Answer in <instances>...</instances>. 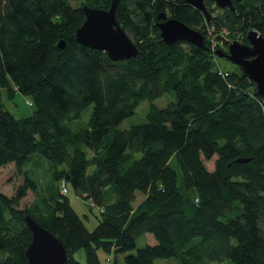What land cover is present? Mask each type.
Wrapping results in <instances>:
<instances>
[{
  "label": "trees",
  "instance_id": "1",
  "mask_svg": "<svg viewBox=\"0 0 264 264\" xmlns=\"http://www.w3.org/2000/svg\"><path fill=\"white\" fill-rule=\"evenodd\" d=\"M203 1L208 15L185 0H121L117 19L138 53L113 61L76 40L83 6L111 0H0V88L34 106L19 118L0 100V167L13 163L24 177L12 196L0 188V264H28L27 214L66 241V264H83L80 248L87 264H264V97L215 59L233 40L248 43L249 30L264 37V0H232L233 9ZM170 18L198 30L203 46L165 43L157 24ZM165 93L173 100L156 107ZM143 100L146 121L122 128ZM89 105L87 125L74 130ZM35 152L51 160L56 180L45 217L20 207L37 189L25 170ZM63 179L99 209L92 230L62 193ZM146 235L153 242L137 247Z\"/></svg>",
  "mask_w": 264,
  "mask_h": 264
},
{
  "label": "water",
  "instance_id": "2",
  "mask_svg": "<svg viewBox=\"0 0 264 264\" xmlns=\"http://www.w3.org/2000/svg\"><path fill=\"white\" fill-rule=\"evenodd\" d=\"M193 8L208 15L203 0H185ZM121 0H111L109 8L84 5V22L76 30V40L81 45L105 51L113 61H123L136 57L138 48L117 19V8ZM219 9H233L232 0H214ZM162 40L173 43L186 41L202 47L203 35L184 22L165 19L157 24ZM248 43L233 40L227 51L218 50L216 55L234 63L239 72L246 76L255 88V92L264 97V37L255 30L246 33ZM64 39L58 47H66ZM1 109V104H0ZM248 158L236 161L247 162ZM32 233V240L26 249L28 264H66L70 259V250L66 241L55 235L48 227L42 225L30 214L25 216Z\"/></svg>",
  "mask_w": 264,
  "mask_h": 264
},
{
  "label": "rangeland",
  "instance_id": "3",
  "mask_svg": "<svg viewBox=\"0 0 264 264\" xmlns=\"http://www.w3.org/2000/svg\"><path fill=\"white\" fill-rule=\"evenodd\" d=\"M74 5H77L76 0H70ZM216 41L214 40V43ZM224 44L221 46L223 47ZM224 48V47H223ZM217 63L223 68L228 70H236L237 66L226 60L223 57L215 56ZM27 97L21 92H14L10 95L7 88H0V100L5 105V109L12 111L16 117H25L31 115L34 110V106L29 105L27 102ZM173 97L170 93H165L161 97L155 99L153 104L156 107H164ZM93 105H89L82 114V117L78 120L71 122V126L74 130H78L81 127L87 125ZM149 109V103L147 100H143L139 106L136 108V113L128 118H126L122 124V128H129L130 126L146 121V113ZM216 156L214 155L210 160H205L204 163L209 170H213L214 161ZM29 175L36 181L37 189L36 191H29L28 195L21 201V208L25 207H39L42 209L41 214L45 217L48 212H50L47 203L50 202L49 198L52 193L55 192L56 180L53 174V164L51 160L44 157L42 154L35 152L30 156V161L25 168ZM24 183V177L19 176L17 169L13 163L6 166L0 167V188L5 194L12 196L16 193V189L19 185ZM60 186V183L58 184ZM71 203L75 210L81 215L85 221L87 227L92 230L98 223L99 209L93 206V203L80 195L76 189L68 183V194ZM143 199L141 193L136 194L135 206ZM38 217L40 214H36ZM153 237L151 235H146L138 237L136 239V246L142 247L146 243H152ZM99 255L103 261L111 258L113 261L115 258L114 252H106L99 250ZM74 257L81 261L83 264H87V254L84 248H80L74 251ZM173 259H158L157 264H170ZM210 264H232L229 259L223 260L222 262H211Z\"/></svg>",
  "mask_w": 264,
  "mask_h": 264
},
{
  "label": "built area",
  "instance_id": "4",
  "mask_svg": "<svg viewBox=\"0 0 264 264\" xmlns=\"http://www.w3.org/2000/svg\"><path fill=\"white\" fill-rule=\"evenodd\" d=\"M215 6L216 5H213L212 7H215ZM222 32L224 33V35L227 34V30L226 29H222ZM207 36L209 37V40L212 42V44H211V50L213 51V50H215V48H217L216 47L217 45L215 46V43H214V40L216 41V38H215L216 35H215L212 27H210L208 29ZM218 42H219L220 45L223 44V41H221V40H219ZM216 44H217V41H216ZM219 73H221V71H219ZM222 75H226V73H223ZM29 102L31 103V101H29ZM60 188H61V191H62L63 194H67V192H68V185H67L66 180L63 179L60 182Z\"/></svg>",
  "mask_w": 264,
  "mask_h": 264
}]
</instances>
